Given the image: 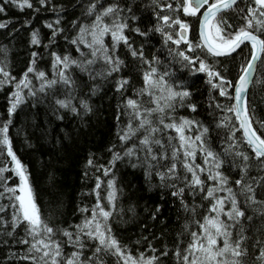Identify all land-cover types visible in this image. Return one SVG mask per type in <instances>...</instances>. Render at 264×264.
<instances>
[{"label":"snow or ice","instance_id":"snow-or-ice-1","mask_svg":"<svg viewBox=\"0 0 264 264\" xmlns=\"http://www.w3.org/2000/svg\"><path fill=\"white\" fill-rule=\"evenodd\" d=\"M241 2L244 7L238 0H168L163 5L161 0H149L147 4L144 0H70L67 5L55 0H2L0 13L9 5L21 11L27 8L39 14L50 10L55 14L54 20L44 23L49 30L47 43L41 30L29 27L25 21L30 58L19 77L9 70L7 49L0 48L5 57L0 60V88L12 87L7 119L0 123V148L6 150L12 166H0V199H7L12 208L11 231L6 235L14 238L17 228L23 225L24 236L17 243L26 246L22 255L14 254L15 259L28 264H110L106 257L111 256L116 264H161L162 257L174 254L178 264H249L250 256L254 257V264H264V239L259 235L261 228L255 227L257 215L264 226V119L254 120L256 109L246 99L258 64L264 65V0ZM149 7L155 23L142 25L141 16ZM70 9H79L80 16L68 20ZM229 11H235L244 23L239 27L229 23L225 16ZM191 20L199 22L198 40L195 36L189 38ZM7 27L0 23V29ZM155 34L162 38V48L149 54L148 46ZM107 36L111 37L110 44ZM134 37L141 38L138 47ZM61 40L65 47L57 51ZM121 45L126 50L124 58ZM249 46L250 52H246ZM41 47L44 52L38 50ZM163 50L167 51V61L157 54ZM128 55L133 67L142 72L143 80V87L134 89L132 97L126 95L132 87L131 76L123 75ZM46 57L50 58V76L39 67ZM229 57L240 61L235 79L221 70L224 65L220 58ZM175 64L191 76L204 74L210 96L218 91L220 97L234 101L227 106L215 103L222 113L216 128L227 130L221 137L222 150L215 148L210 124L178 112L187 109L198 113V105L192 90L196 81L177 77L174 70H169ZM105 83H113L119 94L115 115L119 146L113 143L107 147L110 157L105 163H98L94 154L87 158L84 177H88L89 169H94L102 172L106 180L95 177L92 193L96 202L91 209L78 206L84 214L81 222L67 228L54 225L50 222L52 215L45 217L30 174L13 151L9 136L12 117L29 101L36 110L34 116L43 106V137L64 151L65 142L70 144L73 137L64 128L60 129L62 136L54 134L53 119L48 117L63 122L70 115L86 126L85 118L95 112L93 97L102 92ZM210 115L215 116L214 112ZM198 156L203 163L197 162ZM120 166L142 171L147 184L158 181L162 200L168 194L179 200L185 223L174 253L165 245L157 256L158 250L147 236H142L135 243L148 241L153 255L140 252L137 257L117 239L113 218L119 213L114 210L124 192L117 176ZM253 169L256 175H252ZM9 171L19 178L14 187L9 186L10 178L4 175ZM102 185H106L104 196ZM188 196L192 197L191 205ZM197 196L201 202L207 201V206L197 204ZM161 208L155 207L153 220L159 218ZM197 208L204 209V213L198 215ZM4 210L5 206L0 205V212ZM250 210L253 215H249ZM55 214L62 215L58 210ZM2 223L6 229L9 222ZM192 224L196 230H192ZM250 232L256 235L251 243ZM184 233L190 236L186 246ZM65 246L71 251L67 252Z\"/></svg>","mask_w":264,"mask_h":264},{"label":"trees","instance_id":"trees-1","mask_svg":"<svg viewBox=\"0 0 264 264\" xmlns=\"http://www.w3.org/2000/svg\"><path fill=\"white\" fill-rule=\"evenodd\" d=\"M55 2L67 5L70 3V0H55ZM144 2L147 4L149 0H144ZM167 2L168 0H161L162 5ZM248 2L251 3V0H248ZM0 3H2V0H0ZM238 3H240L241 7H244L241 0ZM5 8L6 11L0 13V23H5L8 27L0 29V48L7 49L9 70L13 75L19 77L26 68L30 58L29 31L24 27L25 21L29 22V27L40 29L43 34L42 39L47 43L49 30L44 28V23L45 21L50 22L54 20L55 14L50 10H42L39 14L27 8L21 11L18 7L9 5H5ZM156 11H159V9H156ZM80 14L79 9H70L66 15L67 19L71 20L80 16ZM163 14L165 13H161V15ZM138 15H140L139 12ZM225 16L228 18V22L236 27L244 23L243 20L238 18L235 11H229L225 13ZM185 19L190 20L191 18ZM150 21L155 23L151 7L145 8L141 16L142 25H146ZM198 24V21L191 20L192 31L189 34L190 39L193 36H195L196 40L199 39ZM65 26H68L67 22H65ZM14 29H18L19 31H14ZM129 35L134 36L132 33H129ZM134 38L137 41L138 47L141 38ZM105 39L107 43H111L110 36H107ZM64 47V42L61 40V46L56 50L62 51ZM173 47L175 46L173 45ZM148 48L149 54L162 48V38L159 34L152 36L151 44ZM38 50L44 52L42 47ZM245 51L250 52V46ZM73 53L78 55L74 49ZM125 53L126 50L121 45L120 54L122 58H124ZM157 54L163 61L168 60L166 50ZM4 59V55L0 53V60ZM208 59L211 60L212 58L208 57ZM220 59L223 60L224 65L221 70L229 78L235 79L239 75V58L235 61L230 57ZM127 63L128 67L124 69L123 75L131 76L132 87L129 88L126 95L132 97L134 89L143 87L142 72L133 67L130 55L127 56ZM39 67L42 70H47L48 75H51L50 58L46 57L40 61ZM169 70H174L177 77H183L188 81H196V86L192 90L195 95V102L198 105V113H191L187 109H178V112L189 118L200 120L205 125L210 124L213 129L212 141L215 148L222 150L221 137L224 136L227 130L216 128V121L220 119L222 113H220L219 109L215 108V103L219 102L222 106H227L233 101L220 97L218 91L212 93L210 96V86L205 83L207 77L202 73L191 76L187 71H181L179 64H175ZM82 78L86 79V77ZM11 90V86L0 88V123L7 119L8 94ZM230 91L232 90L230 89ZM101 96L103 99L100 98ZM118 96L119 94L115 93L114 84L105 83L102 92L98 96L93 97L95 112L93 115L85 118L88 121L86 126H81L80 121L70 115H67L63 122L54 121V118L48 117L49 119H53L52 131L54 134L60 133L62 136L63 133L60 132V129L64 128L73 137V141L70 144L68 141L65 142L66 148L64 151L53 147L52 143L43 137L42 130L45 128V109L43 106L39 109V115L34 116L36 110L31 107V102L29 101L21 105L17 113L12 117L9 136L13 151L30 174L29 179L38 197V204L44 210L45 217L47 218L49 215H52L50 221L52 224H60L65 228L69 225L79 224L84 214L80 213L78 206L91 209L95 204L96 196L92 193V189L96 183L95 177L101 176L102 180H106V178L103 177L102 172H95L94 169H89L88 177L85 178V163L90 154H94L98 158V163H105L110 157V154L106 150L107 147L113 143L119 146V141L116 137L117 124L115 120ZM144 100L147 101L148 97L145 96ZM247 101H250L251 105L256 109L254 120L264 119V65L258 64L257 72L248 92ZM210 104L212 105L211 108L209 107ZM210 112H214L215 116L210 115ZM124 122L126 123V120ZM254 126L259 127V125ZM261 130L264 131V129ZM172 135H175V133H172ZM237 135H240V133H237ZM197 162L203 163L199 156L197 157ZM5 164L9 168L12 166L6 150L0 148V166ZM256 174L255 169H253L252 175ZM4 175L10 178L8 181L10 187L19 184V178L11 171L6 172ZM117 176L121 179L120 186L124 188V192L117 200V206L114 210L115 213H119L118 216H114L113 218V227L117 239L122 245L129 246L132 254L137 257L140 252H144L146 256L153 255L148 250V241H142L140 244L135 243L142 236L149 238L158 250L156 252L157 256H159V250L164 249L165 245H167L170 253H174L175 246L179 242L178 234L184 231L183 224L185 223V214L179 210V200L170 194L166 195L162 200L160 198L161 189L158 186V181H154L152 185L147 184L142 171L120 166ZM128 184H131L132 187L128 188ZM104 188H106V185H102V196L106 195V192L103 191ZM0 191H3V189L0 188ZM187 202L190 205L193 203L191 196L187 197ZM195 202L197 204L203 203L205 206L208 203L207 201L201 202L199 196L196 197ZM104 204H107L106 200ZM0 205L5 206V210L0 212V264H28L27 261H20L14 258V254L22 255L26 248L25 245L17 243L24 236V227L21 225L17 228L14 238L8 237L6 232L11 231L12 208L8 206L9 201L7 199H0ZM157 205L162 206L161 212L157 214L159 218L153 220L151 215ZM129 208H132L133 211L130 212ZM57 210L62 215H56ZM203 213L204 209L197 208L198 215H202ZM87 215H90V212ZM249 215H253L251 210L249 211ZM188 219L191 220L190 215ZM5 220L9 222L6 229L2 223ZM255 227L261 228L259 235L264 239V226L261 225L258 215ZM191 228L192 230H196V225L192 224ZM249 235L252 237V240L249 241L251 243L256 239V235L253 232H250ZM183 238L186 246L190 236L184 233ZM5 240L8 243H4ZM65 250L67 252L71 251L67 246H65ZM106 262L116 264V259L115 257L108 256L106 257ZM161 264H178V261L174 254H170L161 258ZM249 264H254V257H249Z\"/></svg>","mask_w":264,"mask_h":264},{"label":"water","instance_id":"water-1","mask_svg":"<svg viewBox=\"0 0 264 264\" xmlns=\"http://www.w3.org/2000/svg\"><path fill=\"white\" fill-rule=\"evenodd\" d=\"M239 1V0H238ZM198 38H199V24H198ZM254 77H255V74H254V76H253V80H254ZM253 82V81H252ZM252 84V83H251ZM251 84L249 85V89H250V87H251ZM249 89H248V92H249ZM234 94V93H233ZM247 96H248V94H247ZM246 99H247V97H246ZM234 102V101H233Z\"/></svg>","mask_w":264,"mask_h":264}]
</instances>
